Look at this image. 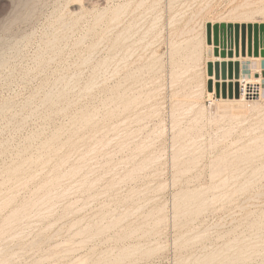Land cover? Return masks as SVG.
I'll return each instance as SVG.
<instances>
[{"label": "rangeland", "instance_id": "obj_1", "mask_svg": "<svg viewBox=\"0 0 264 264\" xmlns=\"http://www.w3.org/2000/svg\"><path fill=\"white\" fill-rule=\"evenodd\" d=\"M227 24L247 54L264 0H0V264H264V97L207 75Z\"/></svg>", "mask_w": 264, "mask_h": 264}, {"label": "water", "instance_id": "obj_2", "mask_svg": "<svg viewBox=\"0 0 264 264\" xmlns=\"http://www.w3.org/2000/svg\"><path fill=\"white\" fill-rule=\"evenodd\" d=\"M225 29V38L222 40V46L224 45V49L219 51L217 45L214 49V57L223 58V60H216L214 63L210 62L207 66L208 77H214L217 82L221 81L223 83H226V80H232V78H234L236 64L231 60L233 56L238 57L239 54L244 57L246 46L245 26H241V33L240 26L237 24H227ZM225 45H227L226 49ZM258 45H260V49L258 48ZM247 47L248 56H252V54L257 56L259 53L261 57H264V25L247 27ZM224 58H227L229 61H225Z\"/></svg>", "mask_w": 264, "mask_h": 264}, {"label": "crops", "instance_id": "obj_3", "mask_svg": "<svg viewBox=\"0 0 264 264\" xmlns=\"http://www.w3.org/2000/svg\"><path fill=\"white\" fill-rule=\"evenodd\" d=\"M240 52V48H239ZM240 55V54H239ZM246 57L244 58L242 55L240 59H236L233 61L234 64H236V69H235V75L237 74L238 77H250V76H255L261 78V85H264V77L261 69L264 68V57H258L261 60L252 62L248 59V55L245 53ZM250 61V62H249Z\"/></svg>", "mask_w": 264, "mask_h": 264}, {"label": "built area", "instance_id": "obj_4", "mask_svg": "<svg viewBox=\"0 0 264 264\" xmlns=\"http://www.w3.org/2000/svg\"><path fill=\"white\" fill-rule=\"evenodd\" d=\"M264 71V68L261 69ZM238 84V93L240 96H243L244 98L248 100H254V99H259L260 98V93H261V83L259 82L258 84H247L245 79H238L237 80ZM264 94V90H263Z\"/></svg>", "mask_w": 264, "mask_h": 264}, {"label": "bare ground", "instance_id": "obj_5", "mask_svg": "<svg viewBox=\"0 0 264 264\" xmlns=\"http://www.w3.org/2000/svg\"><path fill=\"white\" fill-rule=\"evenodd\" d=\"M173 45V44H172ZM252 57V56H251ZM240 58H242L240 55L238 56V57H236V56H233V58H232V62L233 61H235L236 59H240ZM254 58V57H253ZM225 59V61H229L227 58H224ZM250 61H252V58H248ZM255 59V58H254ZM216 60H218V61H221V60H223V58H212L210 61L212 62V63H214ZM255 60H258V58L257 59H255ZM249 61V62H250ZM209 79H212V78H209ZM246 81V83L247 84H258L259 82H260V80H259V78H253L252 79V77H250L249 79H246L245 80ZM229 83V82H233V80H226V83ZM241 98H239V99H235V100H232V102L234 103H239V102H242V101H245V102H252V101H254V102H257V101H259L260 99H262L263 97H264V94H263V90H261V93H260V98L259 99H256V100H246V98H244L243 96H240ZM224 101V100H223ZM225 101H227V100H225Z\"/></svg>", "mask_w": 264, "mask_h": 264}]
</instances>
